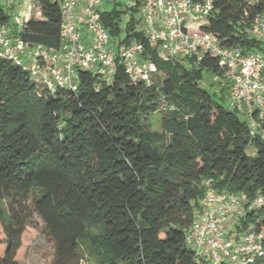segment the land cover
Segmentation results:
<instances>
[{"label":"trees","instance_id":"obj_1","mask_svg":"<svg viewBox=\"0 0 264 264\" xmlns=\"http://www.w3.org/2000/svg\"><path fill=\"white\" fill-rule=\"evenodd\" d=\"M132 1L124 22L115 8L98 17L116 50L144 45L156 65L149 83L129 80L116 61L110 79L79 68L74 88L49 89L0 58V264L19 263L39 222L54 264H209L185 238L206 189L260 197L228 233L264 235V132L201 85L205 73L225 78L216 55L159 58L137 17L143 0ZM35 3L21 36L56 47L59 2ZM262 13L264 0H212L196 27L222 46L262 49L250 34ZM7 18L0 6V24ZM155 113L159 130L149 122ZM247 264H264V250Z\"/></svg>","mask_w":264,"mask_h":264},{"label":"built area","instance_id":"obj_2","mask_svg":"<svg viewBox=\"0 0 264 264\" xmlns=\"http://www.w3.org/2000/svg\"><path fill=\"white\" fill-rule=\"evenodd\" d=\"M23 1V0H20ZM61 9L59 43L46 48L30 45L21 36L24 20L31 7L14 18V26L0 24V58L22 65L37 83L53 89L75 87L77 69L97 70L110 79L119 61L126 77L134 82L149 83L156 65L143 57L144 45L132 41L118 50L98 17L100 0H58ZM212 0H143L140 24L149 46L156 47L161 59L176 58L196 52L216 55L226 67L229 81L228 106L248 122L251 129L264 132V43L262 49L245 50L238 46H222L215 35L187 27L189 21L204 18ZM134 1L127 4L133 6ZM18 26H21L20 28ZM254 37L264 38V13L254 18L250 28ZM264 41V40H263ZM262 203L248 202L245 193H216L206 189L200 200V212L188 228L185 238L196 254L209 264L229 261L247 264L264 250V235L247 230L239 239L222 226L240 215L247 207Z\"/></svg>","mask_w":264,"mask_h":264},{"label":"rangeland","instance_id":"obj_3","mask_svg":"<svg viewBox=\"0 0 264 264\" xmlns=\"http://www.w3.org/2000/svg\"><path fill=\"white\" fill-rule=\"evenodd\" d=\"M29 6H35V0H29ZM132 0H100L99 10H111L115 8L119 11H125L122 13V22L128 19L130 10L126 7L128 3ZM0 6L4 12L8 15L7 25L14 26V18L16 15H20V19L23 20V14L27 8V0H0ZM141 5L137 12V17L141 16ZM37 9V7H36ZM37 15V12H36ZM204 21V18H200L196 21H189L186 26H196L200 22ZM19 28L21 26H18ZM257 39L264 40L262 37H257ZM112 40V39H111ZM178 59V57H177ZM201 85L205 88L215 91L216 96H220L219 101L225 106L228 107L229 103V81L227 78H218L211 74L205 73ZM223 90V91H221ZM150 126L152 129L159 130V114L155 113L151 115ZM251 152V149H249ZM25 247L19 253V263L18 264H54L53 255L54 248L50 240L45 237L42 223L39 222L38 231L31 230L25 235ZM28 247H27V246Z\"/></svg>","mask_w":264,"mask_h":264},{"label":"crops","instance_id":"obj_4","mask_svg":"<svg viewBox=\"0 0 264 264\" xmlns=\"http://www.w3.org/2000/svg\"><path fill=\"white\" fill-rule=\"evenodd\" d=\"M37 14H38V13H37ZM234 221H235L234 218H230V219H228V220L226 221V223H224V225L222 226V229H223L225 232L228 233V230H229L230 227L233 226Z\"/></svg>","mask_w":264,"mask_h":264}]
</instances>
